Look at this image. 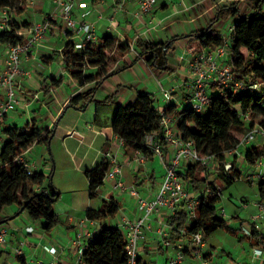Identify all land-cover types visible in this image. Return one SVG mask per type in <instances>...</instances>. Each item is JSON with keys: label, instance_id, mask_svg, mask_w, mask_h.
Listing matches in <instances>:
<instances>
[{"label": "crops", "instance_id": "crops-1", "mask_svg": "<svg viewBox=\"0 0 264 264\" xmlns=\"http://www.w3.org/2000/svg\"><path fill=\"white\" fill-rule=\"evenodd\" d=\"M255 1L258 2V0H157L151 13L145 17H139L135 0H93L88 20L94 25L98 39L96 44L104 36L109 35L115 38L116 43L127 45L129 42H133L134 50L117 51V45L114 47L110 55L115 54L117 57L112 66V71H116V73L103 81L94 100L83 110L74 107L66 108V106L72 96L93 87L96 82L79 84L78 79L71 75L70 69L65 66L63 61L62 49L68 41L67 38L58 28H52L49 31L44 46L38 51V57L47 64V68L37 69V60L32 56L23 61L22 65L29 71V75L22 80V92L19 94L21 101L15 110L6 115L0 125V132L10 126H17L20 129L35 127L41 131L42 137H44L57 124V129L49 143L36 142L27 156L32 162L34 170L49 176L51 170L48 162L40 166L35 152H41L42 157L45 158L47 148L53 147L54 157L52 153L50 155L55 160L57 167L53 176V184L60 189V197L55 201L54 206H58L55 212L60 218V223L47 232L42 227V220H38V227L31 222L32 219L28 214L23 212L2 224L10 227V235L8 244L0 247V264H36L41 259H56L60 264L70 262L75 259L77 251L73 238L81 228L84 232L83 241H86L88 232L100 233L106 226H117L122 215L137 219L143 214V211L137 208L135 196L128 190L112 189L110 182L104 183L99 188L98 201L93 200L90 195L89 197L86 195L89 192V180L85 171L99 165L104 159L109 161L104 157L107 153L116 156L118 161L123 164L122 179L124 183L128 187L136 185L142 196L154 198L161 187L165 168L160 156L151 154L148 159L142 161L141 153L120 146L112 127L118 105L134 101L138 91H146L154 95L156 105L158 108H162L165 105L162 88L171 89L172 100L170 103H175L177 106L171 113L178 121L177 113L188 105L193 95L192 76L189 70L193 50L188 48L189 38L183 36L208 26L217 16L220 7L232 3H237L242 12L252 14L256 10L257 3ZM23 7L24 10L21 12L12 13V19L18 25L28 23V27L22 28L26 32L32 24L44 21L51 14L54 15V22L58 26L64 25L53 0H31ZM262 10L264 12V4ZM112 14H115V20L110 23L108 17ZM79 15L80 10H76L74 17L79 18ZM100 15L103 19H99ZM237 19V16H234L229 20H219L214 25L222 33L225 42H231L234 34V30L231 31V26ZM175 37L181 38L174 42L173 47L167 53L168 68L166 69L152 68L135 49L136 41L139 39L151 43H166ZM7 56L8 43L0 42V73L5 67ZM232 60L233 55L228 49L222 64H231ZM94 70L96 67H86L88 72ZM59 78H62L61 84L57 87L53 86L51 82ZM36 93L39 94V98L34 99L33 94ZM3 98H5V89L0 88V99ZM107 98H111L110 103L105 102ZM23 113H26L27 120L22 124ZM164 149L166 159L170 158L174 148L171 145H165ZM245 150V147L239 150L237 168L240 171L242 170L239 167V160L242 164H248L244 159ZM191 163L183 160L180 170H185ZM159 168L163 169L160 179L158 177ZM249 169L250 165L247 170ZM58 172L66 175L64 185L63 182L57 184ZM241 177L242 174L239 178ZM219 178H224V183H221ZM76 179L84 180L83 190L74 188L73 183ZM209 179L214 180V183L221 187L222 191L225 186L228 187L237 180L229 182L224 173L218 171L217 168ZM48 180L43 187H47ZM58 182L60 183L61 179ZM203 188L204 186L199 191H203ZM194 193L196 192H192V194ZM111 200H115L120 206V210L116 214L88 220L89 209L99 210L105 202L108 203ZM228 200L230 201V199ZM258 204L259 197L255 201V206L251 208L253 216L248 218L249 220H243L237 211L231 215L228 214L229 211L224 205L219 207V211L223 210L224 212L221 216L227 220L231 230L218 229L207 236L205 252L209 264H264V250L256 246L244 234V230H249L252 226L264 232L260 224L264 220V212ZM244 208L250 209V205L245 204ZM18 210V205H11L4 216H13ZM174 214L170 209L163 208L161 211L149 215L147 236L140 246L141 264H154L156 261H153L152 257L155 255L162 256V264H167L169 258L176 256L179 250L185 254L184 260L180 264H199L191 252L189 230L185 227L174 230L171 226L169 219ZM254 217L257 218L254 219ZM84 219L87 221L81 226L80 221ZM235 220L241 222V232L233 226ZM28 226L34 227L32 233L27 232ZM220 230L231 233L237 237V240L248 239L253 245L251 252L243 250L242 256L234 257L231 250L224 247L223 242L217 244L213 241V236ZM24 239L28 240L25 257H17L14 247ZM230 240L232 239L230 238ZM45 246L58 247V254L50 253L45 249ZM220 249L225 255L222 260L216 261V253ZM259 249L263 251L262 254H258L257 250Z\"/></svg>", "mask_w": 264, "mask_h": 264}, {"label": "trees", "instance_id": "trees-1", "mask_svg": "<svg viewBox=\"0 0 264 264\" xmlns=\"http://www.w3.org/2000/svg\"><path fill=\"white\" fill-rule=\"evenodd\" d=\"M29 0H0V7L12 8V13L24 10V5ZM264 0H258L256 10L252 14L242 12L237 3L223 6L218 9L217 16L208 26L189 33L183 37L189 38L188 48L201 51L215 49L225 43L222 33L214 27L219 20H227L237 16L234 24V34L230 42L229 50L233 55L231 66L235 77L238 79L253 78L263 83V88L255 93H234L225 90L224 96L221 90H213V100L210 106L202 113L195 112L190 102L177 113V133L183 139H192L202 155L215 154L217 170L224 173V163L228 159L232 161L233 168L230 174H225L229 182H233L242 174L238 166V153L228 156L229 150H234L237 143L250 131L254 124L243 121L240 112H250L255 121L264 127V103L258 93L264 90V12L262 5ZM28 23L18 25L12 20L11 30H0V42L16 43L21 40L17 31L28 27ZM181 37H175L166 43H151L144 39L136 41L135 49L145 58L147 63L156 69L168 68V51L174 42ZM117 51H126L129 45L116 43L115 38L106 35L99 43H87L83 49H76L75 43L68 40L62 49L63 61L70 69L71 75L78 79L80 85L96 82L95 85L84 92L75 94L69 100L66 108L74 107L85 109L93 100L97 90L103 81L116 73L112 66L117 57L110 55L114 47ZM96 67L94 71H86V67ZM62 78L54 79L51 83L57 87ZM111 98L105 102L110 103ZM176 104L170 102L166 105L168 112H173ZM160 108L156 105V98L146 91H138L134 101L118 105L112 127L115 135L125 140V148L140 151L151 155L143 143L148 133H157V138L162 139ZM179 122V123H178ZM57 129V124L46 136L38 128L20 129L17 126L4 128V142L0 149V225L26 212L32 220H42L43 229L51 231L60 223V218L54 210V203L60 197V191L53 184V174L46 176L43 172L36 171L31 175L26 173L24 167L15 160L21 152L32 147L36 142L49 143ZM264 156V146L261 143L246 147L244 159L248 163H254ZM110 163L104 159L99 165L86 170L89 180V195L91 198L98 196L99 188L104 184V176ZM196 163L189 164L181 171L186 189L192 193L197 192L206 184L214 185L203 174ZM49 179L47 187L44 183ZM259 201H264V182L259 184ZM221 196L202 194L198 205V219L192 222L187 220L186 213L179 211L169 219L174 230L186 228L191 232L204 231L206 238L218 229L231 230L227 220L219 213ZM106 203V202H105ZM99 210L89 209L90 219L102 218L114 215L120 210L119 204L111 200ZM18 205L19 210L13 216H4L6 206ZM23 211L20 212L21 208ZM251 235L245 234L255 245L264 250V232L254 226L249 228ZM86 264H126L125 241L117 226H106L99 236L85 252Z\"/></svg>", "mask_w": 264, "mask_h": 264}, {"label": "built area", "instance_id": "built-area-1", "mask_svg": "<svg viewBox=\"0 0 264 264\" xmlns=\"http://www.w3.org/2000/svg\"><path fill=\"white\" fill-rule=\"evenodd\" d=\"M31 1V0H29ZM59 10V15L64 23L58 26L54 21V15L51 14L47 19L32 24L27 32L23 29L18 30L17 34L21 40L16 43H8V56L5 61V67L0 73V88L5 89V98L0 99V125L4 121L6 115L17 108L20 104V92H22V80L29 75V71L23 67V61L32 56L37 60L36 67L39 70L45 69L44 61L38 57V51L44 46V41L52 28H58L67 40L75 43L76 49H83L87 43H96L97 35L92 22L88 20L91 12V2L93 0H53ZM137 4V14L139 17H145L151 13L157 4V0H135ZM76 10H80L79 18L74 17ZM99 19H103L102 15ZM12 8L0 7V30L12 29ZM115 14L108 17V21L113 23ZM234 25L231 26V31ZM28 34V36H26ZM129 49L134 50V43L129 42ZM230 42L226 41L223 45L215 49H204L201 51L193 50L192 57L189 62V70L191 73V85L193 87V95L191 99V107L195 112L202 113L211 104L213 100V90H221L224 96L225 90H232L234 93H255L263 88L260 80L253 78L238 79L235 77L234 69L230 64L223 65V59L226 56ZM165 105L160 108L161 113V130L162 139L157 138V133L146 134L143 143L151 154L159 155L164 163L165 174L161 187L154 198H146L140 194L136 185L128 187L123 179V164L118 161L116 156L107 153L104 157L110 162V167L104 176V183H109L114 190L129 191L136 197L137 208L143 211V214L137 219H131L125 215L120 217L117 227L120 229L125 241V253L127 256L126 264L140 263V246L147 236L148 225L147 220L153 212H159L163 208L170 209L173 213L183 211L186 213L189 222L198 219V205L202 194H213L222 196V188L214 183V185L206 184L203 191L194 194L186 189L184 178L181 174L180 166L183 160L196 163L201 170H207L216 164L215 154L202 155L197 149L192 139H183L177 133V119L166 110V105L172 100V90L162 88ZM33 98H39V94H33ZM243 121L254 124L253 128L248 131L241 141L237 143L234 150L227 152L228 156L234 153L240 155L242 147H248L252 144L261 143L264 146V127L260 126L258 121H254L250 112H240ZM258 136L263 138V142H258ZM120 146L125 147V140L116 135ZM4 134L0 132V149L3 146ZM171 145L174 148L173 154L166 159L164 146ZM32 147L18 154L15 158L16 162L24 167L26 173L31 175L34 172V166L29 160L27 154ZM141 153V160L148 159L149 154ZM250 169L245 173V179L251 184H258L257 197H260L259 184L264 182V156L258 158L254 163H248ZM233 168L231 160L224 163V173L230 174ZM243 173V172H242ZM259 207L264 212V201H259ZM224 214L223 210L220 215ZM257 217H254L256 219ZM90 218L88 217V220ZM87 219L81 220L80 225L83 226ZM28 233L34 231L33 226H28ZM191 235V252L199 261V264H209L206 257V234L200 230L197 232L188 231ZM244 233L251 235L248 229ZM10 235V227L8 225L0 226V247L8 244ZM99 233H87V240L83 241L84 232L82 228L77 231L73 242L77 246L76 257L70 262L64 264H86L85 252L90 244L95 241ZM28 240H20L14 247L17 257H25V247ZM50 253L57 255L59 248L56 246H45ZM258 254H262L261 249L257 250ZM185 254L179 250L176 256L169 258L167 264H180L184 260ZM30 264V263H26ZM36 264H60L56 259L38 260Z\"/></svg>", "mask_w": 264, "mask_h": 264}, {"label": "rangeland", "instance_id": "rangeland-1", "mask_svg": "<svg viewBox=\"0 0 264 264\" xmlns=\"http://www.w3.org/2000/svg\"><path fill=\"white\" fill-rule=\"evenodd\" d=\"M255 3H257V1H255ZM230 18H233V17H230ZM230 18H228V20ZM223 33H224V31H223ZM224 34H226V33H224ZM46 68H47V64L45 63V69ZM258 96L262 97V101L264 103V90L260 91L258 93ZM25 114L26 113L22 114L24 116V118H23L24 121H21L22 124L27 120V117H26ZM255 119H256V121H260L261 117L256 116ZM178 121H180V119ZM257 140H258V142H263V138L260 137V136H258ZM50 153H52V155L54 157L53 147L52 146L47 148V154L45 155L46 156L45 158L42 157V153L41 152H38V153L35 152L36 159H38V163L41 164L40 166H42L44 163L47 164V162H48V165L50 166L51 174H53V176H54L57 167H56V162L52 158ZM186 165H187V163H186ZM217 167H218V164L216 163L211 168H209L207 170H204L202 172H203V174L205 176L210 178V176L213 175V172H214V170ZM239 167L241 168V170L243 172L242 173V177L237 179L232 184H230V186H228V187L225 186L224 187L223 194H222V202H220L219 207H222L224 205V207H226L228 209V211H229L228 214L231 215V214H233L234 212L237 211L240 214L241 218H243V220H249L248 218H252V216H253V215H251L252 214L251 213V211H252L251 208H252V206H255V201L257 200L258 184L257 183L251 184L250 182H248L245 179V173L247 172L249 164H247V163L242 164L240 162V160H239ZM162 174H163V169L159 168V170H158L159 179L162 176ZM65 176H66L65 173L58 172L57 173V184H61L63 182V185H64V183L66 182ZM59 179H61L60 183L58 182ZM219 181L221 183H224V178H219ZM84 183H85L84 180L76 179L74 181V183H73V186H74V188H78V189L83 190V188H84L83 184ZM54 186L56 187L55 184H54ZM56 188L58 189V187H56ZM58 190L60 191V189H58ZM86 195H87V197H89V192L86 193ZM228 199H230V201ZM93 200L98 201L99 199H98V197H95V198H93ZM128 200H129V198H128ZM130 202L133 203V201H130ZM245 204H249L250 205V209L244 208ZM237 206H239V207H237ZM57 208H58V206H54V210L57 209ZM8 211H9V206H6L4 208L3 215L5 213H7ZM220 212L221 211H219V213ZM31 222L34 225L39 227L38 220H31ZM240 223L241 222L239 220H235L233 226L235 228H238L239 231L241 232ZM260 224H261L262 229L264 230V220ZM230 238L232 240H230ZM213 241L217 242V244H220L221 242H223L222 244L224 245V247L227 250L230 249L231 252H232V255L234 257L242 256L243 250H246L245 252H251V248L253 246V245H251V243H250V241L248 239H238L237 240L236 236H233L231 233H228L225 230H220L217 234H215L213 236ZM217 253H216V261L222 260V258L224 257L225 253L222 251V249L218 250ZM159 258H161V259H159ZM162 259H163L162 256L158 257V256L155 255V256L152 257V260L156 261L154 264H162L163 263Z\"/></svg>", "mask_w": 264, "mask_h": 264}, {"label": "water", "instance_id": "water-1", "mask_svg": "<svg viewBox=\"0 0 264 264\" xmlns=\"http://www.w3.org/2000/svg\"><path fill=\"white\" fill-rule=\"evenodd\" d=\"M24 207L21 208L20 212L23 211Z\"/></svg>", "mask_w": 264, "mask_h": 264}]
</instances>
